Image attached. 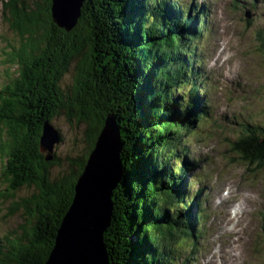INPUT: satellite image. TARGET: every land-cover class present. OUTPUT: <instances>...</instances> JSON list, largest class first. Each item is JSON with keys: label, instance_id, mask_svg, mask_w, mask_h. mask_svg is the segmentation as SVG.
Segmentation results:
<instances>
[{"label": "trees", "instance_id": "obj_1", "mask_svg": "<svg viewBox=\"0 0 264 264\" xmlns=\"http://www.w3.org/2000/svg\"><path fill=\"white\" fill-rule=\"evenodd\" d=\"M158 1L84 0L67 32L53 22L51 0H0V28L15 36L1 58L0 207L10 201L8 216L20 206L25 212L24 224L0 232V264H45L108 114L119 130L123 170L103 234L109 264L166 261L172 243L189 235L177 194L189 162L175 170L170 161L188 125L196 126L168 100V87L175 94L187 74L177 56L179 23L161 20ZM260 45L264 50V39ZM67 74L69 85L63 84ZM59 115L84 123L89 148L76 169L70 160V171L52 177L58 158L53 150L47 160L39 140L44 123ZM258 128L247 130L253 137L245 154L264 163V128ZM32 187L37 192L15 198Z\"/></svg>", "mask_w": 264, "mask_h": 264}, {"label": "rangeland", "instance_id": "obj_2", "mask_svg": "<svg viewBox=\"0 0 264 264\" xmlns=\"http://www.w3.org/2000/svg\"><path fill=\"white\" fill-rule=\"evenodd\" d=\"M195 1L208 4V31L199 43L204 46L206 54L204 68L210 79L204 85L213 112L212 123L206 122L197 133L188 136L189 141L186 142L190 155L200 160L199 167L187 178L200 177L207 190L203 191L204 199L201 202L205 234L198 239L194 249L198 257L193 264H264V165H251L245 156H237L231 150V143L242 131L240 123H264V50L260 45L264 39V0H255L254 7L249 5L252 0ZM83 3L84 0L81 8ZM72 8L69 9L75 12L76 8ZM246 11L250 12V19L245 18ZM247 20H250L249 24ZM215 28L218 38L215 37ZM14 37L7 26H1L0 84L6 78V68L1 58L8 50L6 44L15 43ZM213 53H220L219 59L213 60ZM70 79L71 74H67L63 84L69 85ZM52 124L62 135L61 143L55 146L53 152L58 163L49 168L54 177L70 171V160H74L75 165L87 152L89 142L85 137L87 129L83 122L73 123V120L59 115L52 120ZM42 136L43 132L40 139ZM95 143H92L86 163ZM116 147L118 149L119 144ZM76 168V165L72 167ZM197 185L193 181L189 187L191 194ZM35 191L34 187L23 189L15 198L19 201ZM222 191L228 193L225 201L220 200ZM233 200V204H241L240 208L235 205L234 215L230 213ZM9 206L10 201H7L0 207V232L7 228L16 230L18 225L25 222L22 206L8 216ZM180 249L175 250L176 255ZM191 258L194 260V257ZM151 264H161V261Z\"/></svg>", "mask_w": 264, "mask_h": 264}, {"label": "water", "instance_id": "obj_3", "mask_svg": "<svg viewBox=\"0 0 264 264\" xmlns=\"http://www.w3.org/2000/svg\"><path fill=\"white\" fill-rule=\"evenodd\" d=\"M51 1L53 22L71 31L80 17L79 7L83 0ZM72 7L76 8L75 12L71 11ZM42 132L41 151L48 152V160L59 136L49 122L44 123ZM121 147L115 117L108 114L76 181L71 204L62 217L45 264H109L103 234L112 218V193L123 177Z\"/></svg>", "mask_w": 264, "mask_h": 264}]
</instances>
